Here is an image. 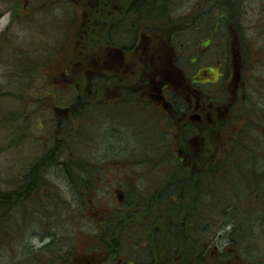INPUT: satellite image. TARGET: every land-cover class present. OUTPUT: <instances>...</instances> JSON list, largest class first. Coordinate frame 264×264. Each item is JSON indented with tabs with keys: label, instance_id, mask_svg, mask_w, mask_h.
Returning a JSON list of instances; mask_svg holds the SVG:
<instances>
[{
	"label": "rangeland",
	"instance_id": "374dc122",
	"mask_svg": "<svg viewBox=\"0 0 264 264\" xmlns=\"http://www.w3.org/2000/svg\"><path fill=\"white\" fill-rule=\"evenodd\" d=\"M134 1H141L138 11L143 20H147L153 28L156 27L162 34V38L161 36L154 38L153 34H149L147 38H140L139 43L142 44L146 40L168 42L165 32L170 31L168 52L171 56L170 69L173 75H176L175 77L180 81L177 75L181 73L185 77L181 76V79L189 84H192L193 81H200L199 83L203 86L196 88L199 93L205 94L209 90L222 89L228 95L227 104L222 110L223 113L213 121L209 115L204 114V109L203 111L196 110L194 108L195 99L191 100L189 115L196 116L189 117L188 121L192 127H195V124L199 126L200 133L198 135L191 132L192 128H189L188 135L182 132V123L178 124L180 116L175 113V119L172 122L174 129L169 130V134H167V128H165L167 125L162 121L165 115L159 114L160 110L157 111V115L163 126L157 121L155 114L142 112L137 108H135L137 113L134 112L128 106L132 104V101L124 102L127 105L120 112L114 113H110L106 107L93 109L89 107L87 94L91 95L89 81L91 67L96 66L97 73L104 71L105 68H108L106 67V60L109 59L107 52L119 50L114 49L109 44L108 38L103 37L100 32L103 21L108 15L105 11L106 4L110 3L125 8L128 3L131 4ZM212 1L0 0V190L14 191L17 189L19 179L32 163L47 155L50 156L49 160H53L54 155L50 154L52 151L57 152L55 155L58 161L44 167L45 179L53 191L50 196H45L44 204L49 203L48 214L36 216L33 213L41 225H30L33 221L31 219L36 218L32 212L29 213V217H27L29 228L24 229L25 233L22 235L16 236L12 232L3 233L0 231V264H35L39 255L44 256L43 260L46 263L48 261L47 264H51L49 260L54 255L56 259L54 264H60L63 259H66V262L70 260L71 254L73 257L70 263L68 261L69 264H81L89 260L92 261L89 262L91 264H101L103 261L105 264H110L114 261L110 260L113 258V252L102 253L100 254L101 258L98 254L93 255L91 252L93 246L98 242L96 224L104 219L107 208L116 206L120 201L121 203L127 202L130 191L124 188L123 176L133 178L131 183L134 185L130 188L136 189V191L139 189L143 192L149 189L147 187L151 188L154 185L150 177H144L143 172H146L147 169L143 168V165L138 169L128 162L135 160V155L139 153L138 148H147L152 140L165 143L169 146L158 145L154 152L171 151L173 158L182 159L188 170L195 171L199 167H208V162L218 155V148L227 134L238 128L237 123L244 124L245 120L234 121L232 118L230 120V116L233 114L232 110L240 103L255 110V107H252V103H250L252 102L250 99L255 97L248 92L249 89L246 90L242 86V81L232 84L233 78L236 79V72L234 73L232 66L233 57L231 56V61H228L227 56L233 50L230 49L227 54L222 55L219 44L218 46L208 44L213 35L216 36V42L221 41L218 38L219 34L218 37L216 33L213 34L215 21L202 20L200 16L204 9L212 13L213 9L210 8L213 5ZM263 3L264 0H249L244 7L249 21L239 20L237 22V29L241 33H244L248 26V36H252L249 48H252L253 56L246 52L243 55L247 54L250 58L248 66L252 68L253 74V85L250 89L254 94L260 93L259 96L264 93V18L257 16L264 14ZM199 7L202 8L199 9ZM117 19V16L116 18L112 17L111 21ZM221 19L222 17L217 16V20ZM235 21L230 22L229 27H231L230 35L237 38L235 31L232 30ZM92 25L98 30L96 35L91 32ZM197 28L199 31H195ZM223 40H225L224 37ZM115 41L121 45H129L133 38L115 37ZM181 45L185 46L184 54L178 52L177 54L180 55L177 56L176 53L171 52V46L176 48ZM197 45L206 49L199 63L190 66V57L193 56L194 47ZM223 50L226 51L224 48ZM123 51L127 52L128 50ZM238 56H241L240 53ZM147 63L150 66L149 59H147ZM221 63L224 65L222 69ZM150 69L152 68L150 67ZM65 70H68L69 74L65 73ZM143 70L147 72L143 78L149 79L150 70ZM128 74V79L134 81L131 73ZM247 79L249 80V78ZM210 81L217 82L210 83ZM162 82L164 83L163 80ZM124 84H126L125 89L128 90V93H136L134 83L124 82ZM122 86L115 92H120ZM171 91L179 98L180 92L176 86L174 88L172 86ZM107 92L102 89L98 91L100 94ZM76 96L80 98V100L78 99L79 103ZM185 96H190L188 91L184 93ZM203 96L198 95L197 99H201ZM69 105L76 106V108L72 113L66 115L64 122L60 117H57L56 107ZM239 111L242 118L244 113ZM263 112V108H260L254 114V123L261 128H264V116L261 114ZM111 116H116L117 119L110 120L113 118ZM151 119H154L155 127L150 125ZM116 120L117 123H115ZM228 120L229 125L224 128L225 126L220 122ZM65 123H67L68 129H64ZM93 123L96 124V128L90 127V124ZM102 123L105 126L114 123L113 129L116 128L114 125L118 124L124 131L122 134L110 130L107 132L109 128L100 127ZM154 128L160 129L155 132ZM151 131L155 133L150 135L148 132ZM143 138L146 140L142 141ZM127 143L129 148H125ZM141 158L143 157H139L140 160ZM76 159L80 162L90 159L102 167L103 177L98 178L102 182L90 179L91 186L97 188L96 196L92 202L85 203V197L81 196L87 184L81 177L83 174L85 176L88 174L75 170L79 173L74 172V175L70 176L67 171H63L61 168L67 165L76 167ZM259 161H261L260 158ZM256 163L255 167L262 164V162ZM142 164H146V162L142 160ZM183 166L181 171L185 169ZM122 167L124 172L119 173ZM157 167L160 175L161 172L167 171L166 163ZM239 168L242 173V180H238L239 190L244 191L251 172L248 167L245 168V165H240ZM137 171L141 172L140 176ZM166 174L168 171L163 175ZM236 177L239 178L238 175ZM72 179L80 180V183H75ZM217 180L206 181L210 188L205 192L219 194L220 188L222 190L225 188L226 180ZM214 186L216 187L213 188ZM33 200H36V204L37 200L40 201L36 197ZM137 202L140 204L141 200H137ZM227 202L230 204L229 201ZM13 205L15 209L12 208L9 212L14 209L12 213H16L15 216L18 219H21V216L24 217V212L20 210L21 206L16 203ZM78 205L80 206L78 207ZM229 207L228 204H222L221 209L227 210ZM43 209H47V207L43 205L41 210ZM136 217L137 215L134 218ZM131 218L132 216L128 215L129 223H131ZM140 219L143 223H150L145 212ZM175 221L176 216H173L171 219H166L163 225L172 224ZM7 222L9 223V221ZM143 225L144 229L140 234H145V228L148 227H146L147 224ZM225 225L226 228L223 229L224 227L220 228L219 221L218 226L203 224L201 233L203 239L199 241V246H197L199 252L197 253L204 256V264H241L236 247H233V243L231 244L228 240L232 225H228V222ZM164 229L165 226H161L156 230L159 236ZM130 238H132V234L123 236L122 232L119 236L120 250L127 254L133 253L130 248ZM157 240L159 242L155 245L157 251L153 264L159 261L160 253L165 249L162 242L164 238ZM152 245L154 246L153 242ZM248 245L251 246V243ZM113 248L116 249L115 244ZM148 248L151 247L148 245L146 251ZM246 249H243L242 252L246 250L248 253L250 248ZM115 255L120 256L117 252ZM135 257L137 258V255ZM123 259L127 260V257L124 255V258L120 257L118 261L122 262ZM128 261H132V259ZM137 261L142 264L140 258H137Z\"/></svg>",
	"mask_w": 264,
	"mask_h": 264
},
{
	"label": "trees",
	"instance_id": "16d2710c",
	"mask_svg": "<svg viewBox=\"0 0 264 264\" xmlns=\"http://www.w3.org/2000/svg\"><path fill=\"white\" fill-rule=\"evenodd\" d=\"M248 1L249 0H213V5L210 7L213 9L212 13L206 9H204L202 13L200 11L202 20L210 22L212 20L215 21L213 34L216 33L217 37L219 34L218 38L221 40L220 42H216V36L213 35L212 38L209 39L208 44H216L215 46L219 44V47L224 45V49H226L224 53L227 54L230 49L233 50L229 52L230 55H232L236 48L240 51L241 57L245 56L243 53L248 51L251 42L250 38L252 36H248V26L247 30L241 33L237 29V22L239 20L244 22L249 21L247 19V11L244 9ZM140 3L141 1L132 2L130 4L131 10H138ZM200 8L202 7H199V9ZM217 16L222 17V19L217 20ZM257 17L264 18V14ZM233 21H235V26L232 27V30L235 31L238 40L230 35L231 27H229V24ZM242 28H244L243 25ZM195 31H199V28L195 29ZM223 37L225 40H223ZM180 49L184 50L185 46L181 45ZM205 49L206 48H202L201 45L200 47L198 45L194 47L193 56L190 57V66L199 63ZM227 60L231 61L229 55L227 56ZM246 70L247 77H249V69ZM246 70L245 79L247 78ZM65 73L69 74L68 70H65ZM250 83L253 84V79ZM200 85L202 86V84ZM245 89L248 90V88ZM248 92L255 97L250 99L252 100L250 103H252V107H255V110L251 107H245L241 103L233 108V114H231L230 120L231 118L234 119V121L238 119H241V121L245 120L244 124L242 125V122L237 123L238 128L234 132H229L227 134L220 148H218V155L214 156L213 160L208 162V167H202L203 169L199 167V169L191 171L184 165L182 159L173 158L171 151L167 152L161 150V152L155 153L154 149L157 148L158 145L165 146V143H159L157 140L149 142L147 148H138L139 153L137 156L143 158H141V160L136 159V161L128 162H131L133 166L139 165L142 167L143 165V168L147 169L146 172H143V175H147L148 178L150 177L154 185L151 188L150 186L147 187V189H149L146 191L142 192L139 189L136 191V189L130 188V186L134 185V183H131L133 178H130V176H123L122 183L124 188L130 191L129 197L126 200L127 202L123 201L121 203L120 201L116 206L107 208L104 219L96 224L95 230L97 231L96 236L98 242L93 246L91 251L93 255L98 254L101 258L100 254L113 252V258L110 260L114 261L110 264H122L118 259L120 257L124 258V255L127 257V260H123L128 261L132 259L131 263L133 264H135V262L139 264L137 258L142 260V264H153L155 259L154 255L157 251L155 245L159 242L157 239L164 238L162 242L164 243L165 249L160 253V259H158L159 261H157L156 264H204V256L197 253L199 252L197 249L199 241L203 239L201 236L203 224L205 225V223H207L211 226H218L219 221L220 228L224 227L223 229L226 228L225 223L227 222L228 225H232V229L228 234V240L231 244L233 243V247H236L238 259L241 264H264V128L254 123V114L260 108H263L264 111V93L259 96L260 93L254 94L250 88ZM124 93L126 94V99H131L129 95L132 97L134 95L133 93H128L127 89H125ZM204 95L202 102L206 105V111H211L209 118L212 121L217 120L221 116V113H223L222 110H224L223 108H225L227 104L228 95L223 92L222 89L209 90L205 92ZM187 106L188 104L186 103L184 105L180 103L179 106L177 105L176 109L183 114L189 110L190 106ZM239 110L244 113L242 118ZM155 114L157 113L155 112ZM261 114L264 116V112ZM62 120L65 122V117L62 118ZM220 124L224 125V128H226V126L229 125V120L227 122H220ZM172 126L173 125H170L169 128H173ZM68 128L67 123H65L64 129ZM189 128H192L191 132L200 133L199 126L196 124L195 127H192L188 122H183L182 132L188 135ZM50 154L54 155V161L49 160L50 156L47 155L39 161L32 163L26 170V173L21 176V178L19 177L20 179L18 178L19 183L17 184V189L14 191L0 190V231L3 233L12 232L15 233L16 236L22 235L25 233L23 230L29 228L27 223L29 213L32 212V214L34 213L36 216L48 214L49 203L44 204L45 196H50L53 191L50 188L51 185L45 179L44 167L51 163L55 164L58 162L55 155L57 152L52 151ZM259 158L261 161H259ZM142 160L146 162V164H142ZM256 162H262V164L255 167ZM75 163L78 168H73L68 165L61 168L63 171H67V174L70 176H73L74 172L79 173L76 171L88 174L87 176L83 174L81 177V179L87 183L85 185L86 189L82 192L81 196L85 197V203L92 202L93 198L96 196L97 188L91 186L90 179L93 178L94 181L102 182L99 180L103 177L102 167L100 164L94 163L90 159L83 162L76 159ZM164 163L167 164L168 174L163 175L167 172L166 171L161 172L160 175L157 166ZM240 165H245V168L248 167L249 172H251L244 191L239 190L240 184L238 180H242V173L239 168ZM182 166L185 169L181 171ZM122 172H124L123 167L119 170V173ZM137 172L140 176L141 172ZM152 174H154V176H152ZM236 175H238V179ZM217 179L226 180L225 188L223 190L220 188L221 192L219 194H209L205 192V190L210 188V185L206 184V181ZM73 181L75 183H80V180ZM215 187L216 186L213 188ZM34 197L40 199V201L37 200L38 205L36 204V200H33ZM209 197L210 199L208 200ZM137 200H141V203L138 204ZM227 201H229L230 204ZM14 203L20 205V210L25 214L24 217L21 216V219L15 216L16 213H12L15 209ZM222 204H228L230 206L229 209H221ZM34 205H36V207H34ZM43 205L47 207V209L41 210ZM79 206L80 205H78V207ZM12 208H14L12 212H9ZM143 212L148 215V221H150V223H143L141 221L140 217ZM106 215L107 218H105ZM128 215L132 216L130 219L131 223L128 222ZM136 215L137 217L134 218ZM173 216H176V221L174 223L171 224L166 222L167 224L163 225L166 219H171ZM31 220L33 221H31L30 225L40 224L38 218H32ZM5 221L6 223H4ZM7 221H9V223ZM143 224H147L146 227H148L145 228V234H140L144 229ZM161 226H165V229L161 236H159L156 230ZM121 232L123 236L132 234V238H130L129 241H131L130 248L133 253L127 254L120 250L119 236ZM221 236L223 237L224 235ZM221 236L220 238L222 239ZM250 243L251 246L248 245ZM114 244L116 249L113 248ZM148 245L151 248H148L146 251ZM246 248H250L248 249V253L246 252ZM243 249L246 250L242 252ZM115 252L119 253L120 256H116ZM136 255L137 258L135 257ZM43 257V255H39L35 260V264H47L48 261L46 263ZM69 257L70 260L68 261L70 263L73 255L71 254ZM54 261H56V259L53 255L49 263L54 264ZM68 261L66 262V259H63L60 264H69ZM89 262L92 261H84L81 264ZM101 264H105V261ZM123 264H126V262L124 263L123 261Z\"/></svg>",
	"mask_w": 264,
	"mask_h": 264
},
{
	"label": "flooded vegetation",
	"instance_id": "af4514ba",
	"mask_svg": "<svg viewBox=\"0 0 264 264\" xmlns=\"http://www.w3.org/2000/svg\"><path fill=\"white\" fill-rule=\"evenodd\" d=\"M108 2V1H106ZM107 18L103 21V26L100 29L103 37H107L109 44L114 49L119 50H110L107 52L108 58L106 60L108 68H105L104 71L97 73L98 68L96 66L91 67L90 70V88L91 95L87 94L89 99L90 108L95 107H106L107 110H110L111 113L120 110L126 105L124 102L132 101V104L128 105L133 110L135 108L142 110L144 112H156L160 110L159 114H164L165 119L169 118L172 121L174 113L178 110L177 105L181 103L178 97L174 95L172 86L175 85V76L171 72L170 63L171 56L168 52L170 42V31H166L168 42L162 40L160 42L154 41H143L142 44L139 43L140 38H147L149 34H153L154 38H159L162 34L161 31L156 27H152L147 20H143L141 13L138 10H131L130 4L128 3L125 8L122 6L112 5L110 3L106 4L105 8ZM117 20L111 21V18H116ZM144 29H141V28ZM98 30L95 29V26H91L92 34L97 33ZM96 35V34H95ZM115 37L121 38H133V41L129 45H121L116 43ZM165 38V37H163ZM149 39H151L149 37ZM146 43V44H145ZM123 50H128L124 52ZM171 52H174V48L170 47ZM147 59L150 60V66L147 63ZM234 66L237 70L241 67L240 60L237 58V53H235ZM105 63V60H104ZM92 64V63H91ZM90 64V65H91ZM93 65V64H92ZM96 67V68H95ZM150 67L152 69H150ZM145 70H150L148 77L149 79H144L143 75L147 72ZM128 73H131V77L134 81L128 79ZM180 85L183 92L185 93L188 89L191 91L188 84L181 79V73H179ZM164 81V83L161 81ZM124 82L134 83L136 93L131 99H126L125 85ZM183 83H185L183 85ZM123 85L120 89V92H115L120 86ZM115 88V89H114ZM102 89L107 90L105 94H100L98 91ZM114 89L113 92H111ZM187 95V93H186ZM182 97V103L188 104L191 107V100L187 96ZM80 99L76 96V100ZM176 104V105H175ZM187 106V107H188ZM196 110L203 111L204 114L211 115V111H206V105L199 98L196 100V105L194 106ZM74 107H56V114L60 117H65L69 114ZM190 109V108H189ZM196 115H189V110L182 114L181 119L188 120L189 117ZM62 119V118H61ZM110 121V120H108ZM117 123V120L116 122ZM114 123H112L113 125ZM111 126V125H110ZM116 128L113 129V126L109 127V130L112 132L122 131L117 129V124L114 125Z\"/></svg>",
	"mask_w": 264,
	"mask_h": 264
}]
</instances>
